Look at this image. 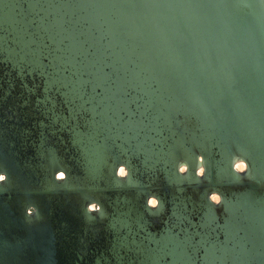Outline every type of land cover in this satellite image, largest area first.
I'll return each instance as SVG.
<instances>
[{"label": "water", "instance_id": "1", "mask_svg": "<svg viewBox=\"0 0 264 264\" xmlns=\"http://www.w3.org/2000/svg\"><path fill=\"white\" fill-rule=\"evenodd\" d=\"M5 171L0 264H264V0H0Z\"/></svg>", "mask_w": 264, "mask_h": 264}, {"label": "clouds", "instance_id": "2", "mask_svg": "<svg viewBox=\"0 0 264 264\" xmlns=\"http://www.w3.org/2000/svg\"><path fill=\"white\" fill-rule=\"evenodd\" d=\"M197 164L198 166L195 170V176L199 179H203L206 177L208 171L207 161L203 154H200L197 157ZM231 169L237 175H244L250 171V163L243 156L234 155L231 161ZM177 171L180 175H188L191 172V167L189 162L187 160H181L178 163ZM131 175H132L131 170L126 163H120L119 166L115 169V176L118 179V181H127L129 180ZM68 178H69V173L64 168H61L60 170L55 172L56 181L64 182L67 181ZM7 181H8L7 172L6 171L0 172V183H5ZM208 200L213 205L219 206L222 204L224 200V196L220 191H212L208 195ZM161 204H162L161 198L156 194L149 195L146 200L147 208H150L152 210L159 209L161 207ZM86 213L90 217L92 216V214H98V213L101 215L106 214L103 204L96 200H92L90 203L87 204ZM26 215L28 217L39 216L40 211L35 204H32L27 207Z\"/></svg>", "mask_w": 264, "mask_h": 264}]
</instances>
